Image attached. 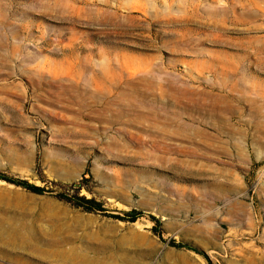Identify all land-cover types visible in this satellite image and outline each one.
Returning <instances> with one entry per match:
<instances>
[{
	"label": "rangeland",
	"instance_id": "374dc122",
	"mask_svg": "<svg viewBox=\"0 0 264 264\" xmlns=\"http://www.w3.org/2000/svg\"><path fill=\"white\" fill-rule=\"evenodd\" d=\"M0 170V264H264V0H0Z\"/></svg>",
	"mask_w": 264,
	"mask_h": 264
},
{
	"label": "trees",
	"instance_id": "16d2710c",
	"mask_svg": "<svg viewBox=\"0 0 264 264\" xmlns=\"http://www.w3.org/2000/svg\"><path fill=\"white\" fill-rule=\"evenodd\" d=\"M0 178L8 180L10 182L19 184L29 190L38 192V193H44L46 191H50V189H47L45 186L37 184L35 182L30 181L27 178L23 177H18L15 175H10L6 172H3L0 170ZM76 192H68V191H59L57 194L65 198L74 204L78 206H82L87 210H105L106 208L103 205V202L95 197H88L85 194H81L76 188ZM143 214L142 210L139 209H132L126 212L125 215H120V214H114V216L123 218V219H129V220H136L138 217H140ZM154 219H156L158 222L160 221L156 216L152 215ZM154 229L161 234L160 229L157 227V225L154 227ZM172 244L178 245V246H187L196 249V247L190 245L189 243H184L181 241H176V240H171Z\"/></svg>",
	"mask_w": 264,
	"mask_h": 264
}]
</instances>
